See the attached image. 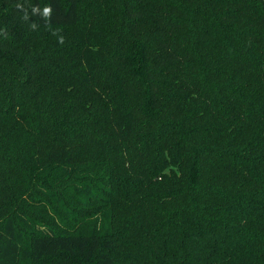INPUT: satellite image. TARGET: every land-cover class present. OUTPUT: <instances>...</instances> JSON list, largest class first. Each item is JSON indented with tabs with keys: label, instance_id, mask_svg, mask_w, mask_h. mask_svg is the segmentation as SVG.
I'll list each match as a JSON object with an SVG mask.
<instances>
[{
	"label": "trees",
	"instance_id": "obj_1",
	"mask_svg": "<svg viewBox=\"0 0 264 264\" xmlns=\"http://www.w3.org/2000/svg\"><path fill=\"white\" fill-rule=\"evenodd\" d=\"M208 214L212 264H264V0H0V264H138Z\"/></svg>",
	"mask_w": 264,
	"mask_h": 264
},
{
	"label": "rangeland",
	"instance_id": "obj_2",
	"mask_svg": "<svg viewBox=\"0 0 264 264\" xmlns=\"http://www.w3.org/2000/svg\"><path fill=\"white\" fill-rule=\"evenodd\" d=\"M97 181L98 179L96 178L92 182L96 183ZM72 189L73 188L70 187V189L67 190V193H65L66 197L71 196L70 194L73 192ZM200 205L202 208L208 209L211 208L213 204L202 202ZM215 205H213V207ZM71 210L72 207L69 208V211ZM52 216L58 219L55 214ZM212 219L217 220L213 223ZM223 219V216L215 218L211 217L210 214L203 219H195V216L172 219L167 224L164 235L161 239H157L159 242L157 249H165L166 254L155 255L147 246L144 248L147 251V256H145V258L142 257L138 264H202L204 262L212 264L216 261L218 262L219 254L225 250L224 247L226 244L224 239L225 225L221 221ZM230 223H232L230 225V228H232L234 222L230 221ZM185 225L190 227L186 228ZM195 226L198 227V229H194ZM186 234L192 238H187ZM231 242L232 240H230V243ZM246 250L247 248H240L238 246L233 251H235L237 255L242 256ZM236 261H238V257ZM239 263L249 264V260L242 259Z\"/></svg>",
	"mask_w": 264,
	"mask_h": 264
},
{
	"label": "clouds",
	"instance_id": "obj_3",
	"mask_svg": "<svg viewBox=\"0 0 264 264\" xmlns=\"http://www.w3.org/2000/svg\"><path fill=\"white\" fill-rule=\"evenodd\" d=\"M50 12H51V9H50V8H46V9L44 10V15L47 16V15L50 14Z\"/></svg>",
	"mask_w": 264,
	"mask_h": 264
}]
</instances>
